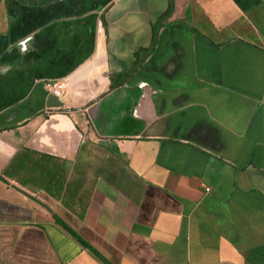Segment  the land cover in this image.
Segmentation results:
<instances>
[{"label": "crops", "instance_id": "0c3cea01", "mask_svg": "<svg viewBox=\"0 0 264 264\" xmlns=\"http://www.w3.org/2000/svg\"><path fill=\"white\" fill-rule=\"evenodd\" d=\"M167 2L0 0V264H264V0H174L132 71Z\"/></svg>", "mask_w": 264, "mask_h": 264}, {"label": "trees", "instance_id": "16d2710c", "mask_svg": "<svg viewBox=\"0 0 264 264\" xmlns=\"http://www.w3.org/2000/svg\"><path fill=\"white\" fill-rule=\"evenodd\" d=\"M174 11V0H168L167 2V8L165 10V12L158 18V20L156 22H154L152 24V39H151V43L150 46L146 49H141L138 50L137 52H135V62L133 64V68L132 71L136 70L145 60L146 56L150 53V51L152 50L155 40H156V35L158 33V30L165 24V22L169 19V17L172 15ZM125 78V76H112L111 77V88L115 87L117 84H121L122 80ZM32 155L31 160L32 162H35L36 166H40L41 168V175L44 177L45 180H56L58 181L60 178V180L64 179V175L60 174L57 172L56 173V179H54L55 176V172H53L54 170V158L50 155L47 154H41V153H37V152H30ZM35 161H34V158ZM23 158V155H20V158ZM18 157H14L13 160H16ZM12 160V161H13ZM52 165V166H50ZM11 167V164L8 165L6 168H4V170L1 172L0 175H7L9 174L10 170L9 168ZM46 168V169H45ZM61 188V182L60 184H55L52 183L51 187H46V190L53 196L56 195L57 191H59ZM82 242V241H81Z\"/></svg>", "mask_w": 264, "mask_h": 264}, {"label": "built area", "instance_id": "2783aa9c", "mask_svg": "<svg viewBox=\"0 0 264 264\" xmlns=\"http://www.w3.org/2000/svg\"><path fill=\"white\" fill-rule=\"evenodd\" d=\"M65 87V83L62 81H57L54 83H47L46 88L55 96H59L62 92V90Z\"/></svg>", "mask_w": 264, "mask_h": 264}]
</instances>
